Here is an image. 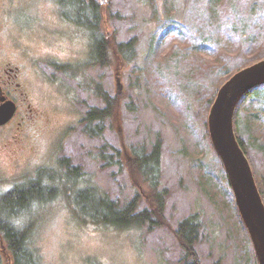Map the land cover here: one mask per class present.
I'll return each instance as SVG.
<instances>
[{
	"label": "rangeland",
	"instance_id": "rangeland-1",
	"mask_svg": "<svg viewBox=\"0 0 264 264\" xmlns=\"http://www.w3.org/2000/svg\"><path fill=\"white\" fill-rule=\"evenodd\" d=\"M93 1L98 33L111 47L104 64L94 63L91 35L65 19L72 10L60 0H0L2 48L37 114L0 128V197L38 177L58 192L16 221L28 232L32 264H184L175 231L190 216L200 226L193 245L199 264H257L207 116L226 78L264 56V0ZM127 43L134 46L128 59L118 47ZM105 105L111 115L87 136L81 120ZM233 121L264 203V86L238 104ZM155 143L153 188L134 155ZM75 167L80 180L69 174ZM85 188L120 206L161 200L160 226L79 220L70 196ZM1 250L2 264H13Z\"/></svg>",
	"mask_w": 264,
	"mask_h": 264
},
{
	"label": "trees",
	"instance_id": "trees-1",
	"mask_svg": "<svg viewBox=\"0 0 264 264\" xmlns=\"http://www.w3.org/2000/svg\"><path fill=\"white\" fill-rule=\"evenodd\" d=\"M60 4L72 10L70 13L71 17L63 13L65 19L70 20L77 26L86 28L91 35L94 63L104 64L105 59L111 54V47L104 36L98 33L100 23V17H98L97 13L98 4L93 0H60ZM118 47L126 59H128V56H133L134 46L132 43L119 44ZM263 59L264 56H260L257 61L249 65ZM52 66H55L61 72L69 70L68 65L59 66L53 64ZM232 75L226 79L228 80ZM261 87L251 90L246 96L254 94ZM108 108L109 106L105 105V108H94L86 112L81 123H85L83 132L87 136L96 135L95 129L97 125H92L95 121H102L111 115ZM237 141L244 152L243 144L240 140L237 139ZM134 162L139 175L144 177L146 181H149L151 186L155 188L160 171V145L155 143L149 153L139 150L134 155ZM68 171L72 180H80L82 178L78 168L68 169ZM49 176L53 179L52 175ZM57 193L56 187L42 185L38 177L31 180L25 186L14 187L0 197V247L2 245L6 252H10L13 264H32V252L28 245V232L26 228H19L16 221L31 206L49 202ZM70 199L73 202L71 210L78 219L94 225H109L117 229L142 228L146 226L151 230L159 227L162 220L161 210L163 204L159 199H157L156 207L139 209L136 200L120 206L104 193H100L92 188L75 191L70 196ZM199 227L197 217L190 216L183 219L175 231V235L184 251V264H199L193 251V245L198 239ZM1 251L3 253V249ZM189 257H192V259ZM0 264H2L1 259Z\"/></svg>",
	"mask_w": 264,
	"mask_h": 264
},
{
	"label": "water",
	"instance_id": "water-1",
	"mask_svg": "<svg viewBox=\"0 0 264 264\" xmlns=\"http://www.w3.org/2000/svg\"><path fill=\"white\" fill-rule=\"evenodd\" d=\"M263 85L264 59L240 69L226 80L217 90L207 116L211 145L223 166L257 264H264V203L249 161L235 136L233 120L242 98ZM116 86V94L120 95L123 86L119 78H116ZM14 113L15 105L11 101L3 103L0 106V127L7 124Z\"/></svg>",
	"mask_w": 264,
	"mask_h": 264
},
{
	"label": "flooded vegetation",
	"instance_id": "flooded-vegetation-1",
	"mask_svg": "<svg viewBox=\"0 0 264 264\" xmlns=\"http://www.w3.org/2000/svg\"><path fill=\"white\" fill-rule=\"evenodd\" d=\"M2 38L0 35V106L6 101H11L15 105V113L12 119L1 126L0 128L7 127L20 116L21 122H29L36 119L37 114L29 105V98L23 91V85L20 81L19 68L12 67V64L7 60V57L2 48ZM22 108V111H21ZM19 126L21 123L18 124ZM11 143V141L9 142Z\"/></svg>",
	"mask_w": 264,
	"mask_h": 264
}]
</instances>
